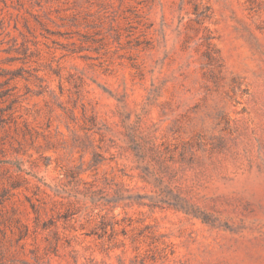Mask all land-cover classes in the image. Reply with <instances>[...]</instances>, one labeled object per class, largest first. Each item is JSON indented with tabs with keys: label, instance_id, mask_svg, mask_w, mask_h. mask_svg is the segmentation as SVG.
Here are the masks:
<instances>
[{
	"label": "rangeland",
	"instance_id": "1",
	"mask_svg": "<svg viewBox=\"0 0 264 264\" xmlns=\"http://www.w3.org/2000/svg\"><path fill=\"white\" fill-rule=\"evenodd\" d=\"M0 264H264V0H0Z\"/></svg>",
	"mask_w": 264,
	"mask_h": 264
}]
</instances>
